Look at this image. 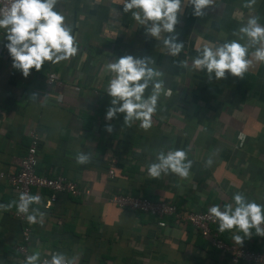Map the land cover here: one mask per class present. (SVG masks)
Segmentation results:
<instances>
[{
    "label": "crops",
    "instance_id": "0c3cea01",
    "mask_svg": "<svg viewBox=\"0 0 264 264\" xmlns=\"http://www.w3.org/2000/svg\"><path fill=\"white\" fill-rule=\"evenodd\" d=\"M246 2L215 0L216 7L202 17L185 7L175 27L184 48L171 56L163 40L146 35L131 12H123V0H59L54 10L65 17L78 52L67 61L45 62L27 78L12 67L0 29V172L18 171L28 132L34 130L39 141L35 173L63 177L80 190L55 195L53 202L49 191L31 190L42 198L31 208L45 216L37 223L26 220L29 255L39 251L40 258H51L59 252L78 257L77 264H229L191 226L163 217L164 226L158 227L154 218L119 209L108 199L122 194L206 212L233 203L239 192L264 206V63L253 61L243 80L226 73L225 79L209 81L204 71L192 68L205 44L239 39L233 33L250 15L264 25V0H256L254 12L243 7ZM126 55L152 58L149 66L170 90L161 93L148 131L139 121L124 125L123 114L105 119L111 107L107 64ZM185 60L188 67H181ZM50 72L58 79L48 86ZM151 91L146 89L145 96ZM107 124L113 126L111 133ZM176 149L185 150L193 162L189 178L171 173L150 178L146 166L157 153ZM80 153L89 156L88 163L77 164ZM209 159L212 164L206 166ZM13 201L15 192L0 178V205ZM14 207L0 209V264H24L15 251L20 225L12 217ZM234 234L242 235L226 231L224 242L231 244ZM243 242L251 251L264 249V238L255 232Z\"/></svg>",
    "mask_w": 264,
    "mask_h": 264
},
{
    "label": "clouds",
    "instance_id": "9594fccd",
    "mask_svg": "<svg viewBox=\"0 0 264 264\" xmlns=\"http://www.w3.org/2000/svg\"><path fill=\"white\" fill-rule=\"evenodd\" d=\"M59 0H10L9 6L0 8V29L5 30L7 43L4 45L11 59L12 67L18 70L24 78L35 69L39 72L45 62L59 63L74 57L78 52L76 39L72 30L65 23V17L54 10ZM256 0H247L244 8L254 12ZM192 7L194 17H202L205 10L215 8V0H123V12H131L132 18L145 29L146 35L156 41L163 40L168 54L178 55L184 44L177 42L175 27L184 8ZM259 16L250 15L233 35L239 39L222 44H205L192 61V68L204 71L209 81L225 79L226 73L243 80L244 75L253 66V61L264 63V25L259 23ZM245 40V43H240ZM254 49L250 52V50ZM251 57V58H249ZM152 58H136L132 55L122 56L107 64V70L112 74L107 87V95L111 98V107L107 109L106 121L114 120L118 114H123V123L132 127L139 121V127L148 131L152 127V117L156 112L158 99L162 92L170 91L164 88V81L157 79L161 73L150 67L154 64ZM181 67H188L187 60L180 62ZM151 87V93L146 97V89ZM105 130L113 131V126L107 124ZM89 156L80 153L76 157L77 164L89 162ZM192 161L188 160L183 149L161 150L156 155L155 162L146 166L148 176L159 179L169 173L181 179L190 176ZM209 159L206 166H211ZM39 195L26 192L19 195L18 201L0 205V209L8 211L16 206L18 214L26 216L30 223L42 221L45 213L32 205L41 203ZM233 203L214 205L208 209L211 217L218 221V231L236 229L242 235H233L234 241L242 245L253 235L264 237V206L249 201L243 193L233 196ZM40 252L35 251L26 257L24 264H38ZM78 257H67L63 253L51 254L50 260L42 264H77Z\"/></svg>",
    "mask_w": 264,
    "mask_h": 264
},
{
    "label": "built area",
    "instance_id": "2783aa9c",
    "mask_svg": "<svg viewBox=\"0 0 264 264\" xmlns=\"http://www.w3.org/2000/svg\"><path fill=\"white\" fill-rule=\"evenodd\" d=\"M10 0H0V8L9 6ZM58 76L54 73H47L46 84L48 86L56 83ZM29 142L25 148L24 155L21 157L18 165V171L14 174H2L7 185L15 192L16 201L21 193L30 194L32 189H44L52 195L49 197L50 202L54 201V196L58 194H77L79 188L74 183L60 176L48 177L40 176L35 173L36 167V150L38 146V136L34 130L28 132ZM114 161H110L107 175L112 177V168ZM86 194V192H85ZM109 203L119 209H125L132 212H139L154 218L158 227H163L164 223L160 221L163 217H169L177 224H186L195 229L199 235L205 239L208 245L215 251L226 255L229 264H264V249L262 251H251L243 248L233 241L227 244L223 240L224 233L218 231V221L211 217L209 212H191L181 211L176 206L167 201H150L142 197H130L122 194H113L108 199ZM13 219L20 225V244L15 247V251L25 262L29 256L27 244L30 240L31 229L26 224V216L18 214L16 206L12 211ZM264 238V237H263ZM51 258L41 257L38 264Z\"/></svg>",
    "mask_w": 264,
    "mask_h": 264
},
{
    "label": "trees",
    "instance_id": "16d2710c",
    "mask_svg": "<svg viewBox=\"0 0 264 264\" xmlns=\"http://www.w3.org/2000/svg\"><path fill=\"white\" fill-rule=\"evenodd\" d=\"M253 232H254V230H253ZM241 246H242L243 248H246L244 242L242 243ZM246 249H247V248H246Z\"/></svg>",
    "mask_w": 264,
    "mask_h": 264
}]
</instances>
